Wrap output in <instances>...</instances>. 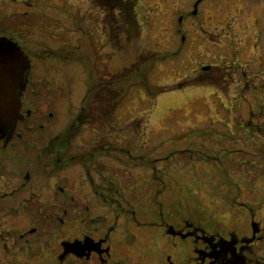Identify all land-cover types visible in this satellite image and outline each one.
<instances>
[{
    "label": "rangeland",
    "instance_id": "374dc122",
    "mask_svg": "<svg viewBox=\"0 0 264 264\" xmlns=\"http://www.w3.org/2000/svg\"><path fill=\"white\" fill-rule=\"evenodd\" d=\"M127 1L132 7L119 10L105 0H0V28L6 29L0 35L33 53L29 78L35 93L27 107L44 117L32 113L21 130L29 148L39 149L44 134V149L50 150L44 165L58 164L51 151L61 141V159H70L64 164H81L82 154L95 149L85 162L105 169L109 180L96 194L91 190L96 198H86L87 210L67 206L64 214L56 173H49L45 209L57 219L44 226L45 253L57 252L58 240L78 236L85 226L110 225L113 238L135 235L138 244L149 238L163 258L181 260L188 244L167 237L163 220L190 216L213 230L242 231L251 211L260 208L255 217L264 222V51L261 58L254 45L251 0H204L197 14L190 13L191 0ZM151 58L144 85L132 70ZM126 72L128 78L116 85L122 96L113 117L77 126L91 80ZM19 144L15 148L26 143ZM82 190L74 179L68 192L81 196ZM9 198H0L3 261L9 229L37 223L7 214Z\"/></svg>",
    "mask_w": 264,
    "mask_h": 264
},
{
    "label": "flooded vegetation",
    "instance_id": "af4514ba",
    "mask_svg": "<svg viewBox=\"0 0 264 264\" xmlns=\"http://www.w3.org/2000/svg\"><path fill=\"white\" fill-rule=\"evenodd\" d=\"M105 1L106 4L109 3V6L116 4L115 7H118L119 10H124L125 5H129L127 0ZM242 1L245 3V0ZM250 3L255 17L253 23L255 26L254 45L255 48H259L262 58L264 51L262 43L264 0H251ZM189 5L191 14H197L199 9L205 8L204 0H191ZM26 21L28 20L24 19L20 23ZM178 23H181V17H179ZM0 30L5 31L6 29L1 26ZM25 31L32 34L28 27L25 28ZM15 39L0 35V48H9L10 45L18 46L29 61V67L25 71L26 85L20 97L21 106L15 130L12 134H9L8 131H0V198L10 196L7 214L28 215V217H34L37 223L36 226L17 228L14 231L9 229L8 241L4 244L3 249L4 256H7L8 259L0 260V264H264V222L262 223L255 217L260 208H257L255 212L251 211L250 218L242 231H238L234 227L229 230L224 229L222 232L218 229L213 230L204 226L200 218L196 220L190 216L172 218L173 223L172 219L171 222L163 220L160 224L167 237H177L179 240L181 239L184 246L186 243L188 244L186 246L188 255L181 260H178L179 256L178 259H173L170 255L163 258L164 251L157 249L156 242L150 241L149 238L145 239L142 235L141 244L137 243L140 239L135 235L132 239L126 238L125 234L119 239L113 238L110 225L105 229L97 226H85L78 236L58 240L59 250L57 252L45 253L44 247L47 248L49 241L47 239L48 231L44 229V226L48 219H57L53 212H48L47 208L45 209L48 198H44V185H46L44 182H48L50 177L52 178L49 173H56L54 176L57 178L55 190H59L60 194L56 198L59 199L58 204L64 206L62 209L64 214H68L67 206L84 205L87 210V205L90 203L86 201V198L95 199L96 196H92L91 192L96 194L97 188L100 185L106 187L109 180L106 179L105 169L100 171L96 164H86L85 162V160L94 157L95 149H90L87 153L82 154L83 158L79 159L81 164H64L70 159L67 161L61 159L65 151L63 148L65 143L61 141L59 148L54 152L51 151L53 156L57 157L58 164L44 165V153L50 152V150L44 149V134L40 137L41 147L39 149L29 148L31 144L21 130L28 127L32 113L34 116L38 114L39 118H43L44 112L40 111L39 113L37 108L27 107L30 94L35 93L31 86L32 80L29 78L33 53H29L28 49ZM254 51L256 52V49ZM38 126L43 129L44 123L39 121ZM1 140H3L2 145ZM18 141L26 144L21 149L15 148L16 144L20 145ZM8 144L10 148H6ZM73 167L76 170L69 171ZM95 174L100 177L98 184L94 180ZM74 179L78 180L79 186L83 189L81 196H74L68 192ZM83 187L89 189L84 190ZM97 197L100 198L101 194ZM82 199L85 200L82 201ZM85 217L92 219L88 214ZM59 222L62 223L64 220L59 218ZM254 224L256 232L253 231L252 225ZM38 229L41 231L39 237H33V233L38 232ZM73 241L77 243L74 247L67 244Z\"/></svg>",
    "mask_w": 264,
    "mask_h": 264
},
{
    "label": "water",
    "instance_id": "95a60500",
    "mask_svg": "<svg viewBox=\"0 0 264 264\" xmlns=\"http://www.w3.org/2000/svg\"><path fill=\"white\" fill-rule=\"evenodd\" d=\"M28 66L27 58L17 46L0 49V123L9 134L13 133L19 117L20 96L26 85ZM252 226L256 232L255 224ZM67 244L74 247L77 243Z\"/></svg>",
    "mask_w": 264,
    "mask_h": 264
},
{
    "label": "trees",
    "instance_id": "16d2710c",
    "mask_svg": "<svg viewBox=\"0 0 264 264\" xmlns=\"http://www.w3.org/2000/svg\"><path fill=\"white\" fill-rule=\"evenodd\" d=\"M128 6L132 7V3ZM153 59L154 58L139 61L135 64V69L132 70L135 72L136 76L139 75V81H143L144 85L145 82L147 83V78L145 77L147 74L146 72L149 71ZM128 76L129 73L126 72L122 74L118 73L114 76L112 75L110 78L101 76L95 83L91 80L90 86L86 89L85 96L82 99V107L77 114V119L79 120H76L77 126L83 123L92 126L96 121H101L105 117H113V112L117 108L122 96L120 92L121 89L118 90L116 85L122 83Z\"/></svg>",
    "mask_w": 264,
    "mask_h": 264
}]
</instances>
